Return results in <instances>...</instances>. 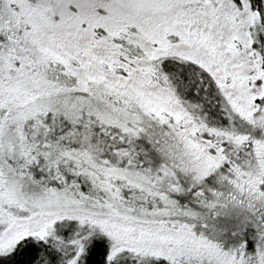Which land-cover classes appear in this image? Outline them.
Wrapping results in <instances>:
<instances>
[{
	"label": "snow or ice",
	"instance_id": "6c2138e0",
	"mask_svg": "<svg viewBox=\"0 0 264 264\" xmlns=\"http://www.w3.org/2000/svg\"><path fill=\"white\" fill-rule=\"evenodd\" d=\"M0 264H264V0H0Z\"/></svg>",
	"mask_w": 264,
	"mask_h": 264
}]
</instances>
